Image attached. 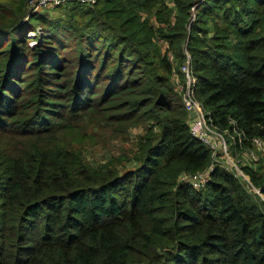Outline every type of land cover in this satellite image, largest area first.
Returning a JSON list of instances; mask_svg holds the SVG:
<instances>
[{
    "label": "trees",
    "instance_id": "obj_1",
    "mask_svg": "<svg viewBox=\"0 0 264 264\" xmlns=\"http://www.w3.org/2000/svg\"><path fill=\"white\" fill-rule=\"evenodd\" d=\"M55 7L0 0V264H264L257 192L219 163L180 178L212 162L188 55L231 151L264 136V0ZM243 168L264 194V156Z\"/></svg>",
    "mask_w": 264,
    "mask_h": 264
},
{
    "label": "built area",
    "instance_id": "obj_2",
    "mask_svg": "<svg viewBox=\"0 0 264 264\" xmlns=\"http://www.w3.org/2000/svg\"><path fill=\"white\" fill-rule=\"evenodd\" d=\"M67 0H27L28 7L31 10H40L43 8L54 7L59 4H64ZM82 2L93 3L96 0H79ZM181 69L184 71L186 77V86L182 93L185 107L189 111V130L192 135L199 138L205 143L212 156V162L203 170H199L193 173H182L180 175L181 181L192 184L195 187L202 186L209 177V171L212 169L214 163H219L226 169L232 170L235 174L241 176L247 187L260 192V188H257L251 181L248 173H246L237 161L232 158L231 154V141L227 140V137L223 130L218 129L207 116V110L202 103L196 98L193 92V83L195 77L193 75L190 63V56L182 63ZM246 151L250 156V160L258 159L259 153L264 156V136L253 135L250 137V146H245L240 153ZM232 168V169H231Z\"/></svg>",
    "mask_w": 264,
    "mask_h": 264
},
{
    "label": "rangeland",
    "instance_id": "obj_3",
    "mask_svg": "<svg viewBox=\"0 0 264 264\" xmlns=\"http://www.w3.org/2000/svg\"><path fill=\"white\" fill-rule=\"evenodd\" d=\"M46 10V9H51L52 11H54V9L55 10H57L56 9V7L54 6V7H48V8H43V9H40V10ZM34 31H32V30H30L29 32H28V35H30V34H32ZM33 41H31V43H32ZM181 85V84H180ZM185 89V88H184ZM184 89L182 90V93L184 92ZM142 131V129H141V127L139 126V127H133L132 129H131V136H134L135 134H137L138 132H141ZM226 137H227V140L228 141H230V135L228 134V133H226ZM233 153V152H232ZM231 156H232V158L233 159H235L236 161H237V163H238V165L239 166H241L242 168H243V166L245 165V164H247L248 162H251V160H250V156L246 153V151L244 152V151H241L240 153H233V155L231 154ZM232 169V168H231ZM244 169V168H243ZM249 175V174H248ZM244 181V180H243ZM245 182V181H244ZM246 184V186H247V183H245ZM257 188H260L258 185H256L255 183H253ZM249 190H252V189H250V186L249 187H247ZM253 191H255V190H253ZM256 192V191H255ZM257 194L259 195V198L258 199H260L261 201L263 200L264 201V194L261 192V190H260V192H258L257 191ZM263 208H264V204H263V206H262Z\"/></svg>",
    "mask_w": 264,
    "mask_h": 264
}]
</instances>
